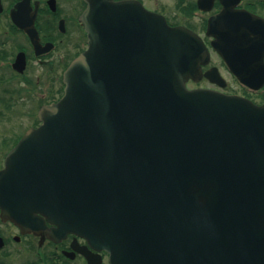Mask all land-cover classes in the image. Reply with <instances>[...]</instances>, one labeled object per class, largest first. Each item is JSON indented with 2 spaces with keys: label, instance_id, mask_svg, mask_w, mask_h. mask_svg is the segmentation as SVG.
I'll use <instances>...</instances> for the list:
<instances>
[{
  "label": "water",
  "instance_id": "1",
  "mask_svg": "<svg viewBox=\"0 0 264 264\" xmlns=\"http://www.w3.org/2000/svg\"><path fill=\"white\" fill-rule=\"evenodd\" d=\"M137 9L126 30L119 9L82 16L89 49L7 156L0 203L61 221L114 264H264V105L189 89L201 39ZM229 64L264 86L262 63Z\"/></svg>",
  "mask_w": 264,
  "mask_h": 264
},
{
  "label": "flooded vegetation",
  "instance_id": "2",
  "mask_svg": "<svg viewBox=\"0 0 264 264\" xmlns=\"http://www.w3.org/2000/svg\"><path fill=\"white\" fill-rule=\"evenodd\" d=\"M137 8L201 39L208 61L200 81L188 85L264 104V86L255 91L241 84L229 64L237 71L264 66V0H0V116L11 111L13 124L20 118L23 125L29 121L18 136L10 129L3 132L0 172L25 133L40 126V109L63 96L67 68L89 49L82 16L109 17L119 9L126 30L134 25ZM217 79L222 84L211 81ZM154 245L145 241L141 251L153 254ZM0 264H114V258L109 249L98 248L59 220L32 211L16 213L0 203Z\"/></svg>",
  "mask_w": 264,
  "mask_h": 264
},
{
  "label": "rangeland",
  "instance_id": "3",
  "mask_svg": "<svg viewBox=\"0 0 264 264\" xmlns=\"http://www.w3.org/2000/svg\"><path fill=\"white\" fill-rule=\"evenodd\" d=\"M191 88L193 86L189 85ZM259 101H263V98H261ZM37 111V108L35 107L34 109H32V112H31V115L34 116V114L36 113ZM16 115H14V112L11 113V111H9L7 114H5V117H1L0 116V138H2V134L3 132H5L6 129H10L11 130V133L13 134V136H18L22 133V130L29 125V121L26 119L25 122V125L21 124L22 121L20 118V120H15L14 124H13V119L16 118L15 117ZM36 120V118H35ZM20 127H23V128H20Z\"/></svg>",
  "mask_w": 264,
  "mask_h": 264
}]
</instances>
